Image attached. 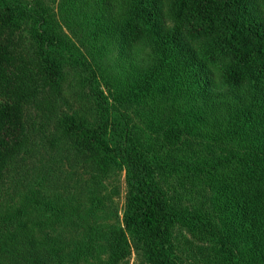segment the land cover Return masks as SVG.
<instances>
[{
  "label": "trees",
  "instance_id": "16d2710c",
  "mask_svg": "<svg viewBox=\"0 0 264 264\" xmlns=\"http://www.w3.org/2000/svg\"><path fill=\"white\" fill-rule=\"evenodd\" d=\"M43 1L0 0V264H264V0ZM123 173L122 225L77 224Z\"/></svg>",
  "mask_w": 264,
  "mask_h": 264
},
{
  "label": "rangeland",
  "instance_id": "374dc122",
  "mask_svg": "<svg viewBox=\"0 0 264 264\" xmlns=\"http://www.w3.org/2000/svg\"><path fill=\"white\" fill-rule=\"evenodd\" d=\"M63 0H55L54 4L51 3L49 0H44V4H50L51 6H55L54 8L59 11V7L61 6V2ZM64 30L66 28L64 27ZM117 56V52H113L112 50L107 55L104 60H108L111 62V64L114 63L115 58ZM119 183L116 182L115 184L109 186L110 191L114 187H119L120 189V196L115 197L116 205L119 208V220L115 219V216L110 213V208L106 209L105 207L98 208V206L95 204V209L91 207V202L89 200H82L78 203H74L75 206V213L76 216L73 218V220H79L75 221L77 224H81L83 220L85 223H90L96 226L101 227H107L110 225H122V210L124 208L125 204V194H126V184H125V174L123 173V176L119 179ZM15 187H11L8 191V194H12ZM23 190L22 186L18 188ZM18 199V198H17ZM47 201L54 200L57 201V198L54 196H47ZM7 201V198H6ZM59 205L62 210H65L66 214H70L71 210L64 205V202H59ZM18 207L20 205L17 204ZM23 224H25V227L23 228V234L24 236H27L28 238H36L38 240H50L56 248H58V252L60 255L64 256L65 259L72 258L73 255H76L80 253L81 249L74 250L76 247V244L80 247L82 244V238L77 235V227L76 225H73L72 222H69V220H66L64 222L60 221L58 222L56 217H52L51 213L49 211H44L42 213H35L32 212L28 214V216L23 220ZM82 231V229H81ZM23 240L22 234L18 236L17 241L15 243L21 244V241ZM47 243V241H45ZM11 258H6L3 264H13V260ZM107 259V256L100 251L93 252L92 255H83L78 258L76 262L72 261L74 259H69L65 261L67 264H103ZM137 263V256L133 254L130 264H136Z\"/></svg>",
  "mask_w": 264,
  "mask_h": 264
}]
</instances>
